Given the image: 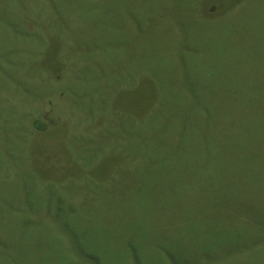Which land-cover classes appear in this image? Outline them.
Here are the masks:
<instances>
[{"label":"rangeland","instance_id":"rangeland-1","mask_svg":"<svg viewBox=\"0 0 264 264\" xmlns=\"http://www.w3.org/2000/svg\"><path fill=\"white\" fill-rule=\"evenodd\" d=\"M240 103L264 0H0V264H264L212 151Z\"/></svg>","mask_w":264,"mask_h":264},{"label":"trees","instance_id":"trees-1","mask_svg":"<svg viewBox=\"0 0 264 264\" xmlns=\"http://www.w3.org/2000/svg\"><path fill=\"white\" fill-rule=\"evenodd\" d=\"M212 14V12H210ZM252 101V97L246 98ZM242 104V103H240ZM212 113L206 116L209 122H211ZM222 117H225V124L221 120V127H217V124H213L215 128V136L218 140L217 146L212 147L215 156L218 154H224V156L219 157L221 165L224 167V177L223 181L231 185L230 177L236 174L240 170V174L244 169L249 170V176L245 181L239 180L241 187L244 191L250 192L251 187H256L255 184L258 183L260 188L259 193L262 190V198L258 199V195H254V192L250 193V196L256 201V217L259 223L260 229L264 232V221L261 223L260 218H264V158H260L258 154L263 153L264 147H257L255 144H263L264 146V106H249L244 107L242 104L240 107L238 105H230L222 109ZM35 131L46 130L44 126L36 120L34 123ZM200 133H205V130L201 129ZM210 133L212 130L210 129ZM200 139V140H197ZM205 136H198L195 140L198 152H202L198 159L204 157L210 147V144H202ZM206 145V151H202L203 147ZM254 148V149H253ZM248 149V150H247ZM252 149V150H251ZM254 150V152H253ZM233 152V153H231ZM210 154V153H208ZM247 158L246 166H244L245 159ZM197 160V159H196ZM195 160V161H196ZM217 160V159H216ZM196 163V162H195ZM203 163H196V165L201 166ZM243 167V168H242ZM249 185V188H248ZM232 191H234L237 185L232 184ZM238 191V190H237ZM243 191V192H244ZM243 200L246 202L244 194H241ZM259 200V201H258ZM248 201H250L248 196ZM258 201V202H257ZM263 210V214H262ZM261 211V212H260ZM246 215H251L246 213ZM254 217V216H252ZM256 240V239H255ZM264 241L256 240V247L264 248Z\"/></svg>","mask_w":264,"mask_h":264}]
</instances>
